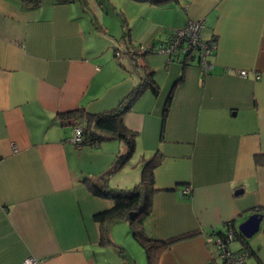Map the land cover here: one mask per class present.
<instances>
[{
	"label": "crops",
	"instance_id": "0c3cea01",
	"mask_svg": "<svg viewBox=\"0 0 264 264\" xmlns=\"http://www.w3.org/2000/svg\"><path fill=\"white\" fill-rule=\"evenodd\" d=\"M103 2L107 15L121 8L117 29L112 19L103 24ZM87 7L96 10L98 24ZM199 19L202 37L216 44L207 73L196 52L129 57L135 45L165 40ZM147 70L158 93L145 89L124 115L142 157L155 146L162 153L143 227L154 239L198 231L160 249L156 264L222 261L216 240L227 223L237 226L264 210V165L253 157L264 153V0H45L36 6L0 0V264H25L28 257L39 264H137L115 222L111 244H100L94 215L112 200L84 181L108 171L124 143L114 138L80 147L72 126L55 116L78 107L108 111ZM140 174L141 168L119 169L108 185L131 188ZM185 186L190 192L181 194ZM253 235L245 240L255 254L244 264H264V235ZM234 236L230 251L242 247Z\"/></svg>",
	"mask_w": 264,
	"mask_h": 264
},
{
	"label": "trees",
	"instance_id": "16d2710c",
	"mask_svg": "<svg viewBox=\"0 0 264 264\" xmlns=\"http://www.w3.org/2000/svg\"><path fill=\"white\" fill-rule=\"evenodd\" d=\"M21 1L27 5L36 6L45 0ZM162 41L164 40L152 41L149 45L151 46ZM138 46L140 45H135L134 49H129L127 51L130 58L137 59L140 55H147L151 53L149 52V47L145 50H140ZM175 53H178V51ZM173 54L165 55L170 57ZM190 55L191 53H188L185 54L184 57L188 58ZM184 60L182 63L186 65ZM197 63L199 66L198 58ZM181 79L182 75L178 78V81ZM147 88L153 94H157L159 91L158 85L153 78L152 70H147L143 79L136 86H134L126 97L122 99L114 108L104 112L90 113L84 108L78 107L76 109L57 114L55 119L63 125H71L72 129L75 125L81 126L82 131L80 139L74 142L80 147L96 146L103 140L107 139L117 138L122 140L125 149L123 152L116 155L112 167L108 171L102 173L98 178H84V181L93 194L107 197L112 200V204L109 208L99 211L94 215V219L99 223V242L101 245L111 244L112 241L109 233V226L114 221L124 220L129 224L130 232L133 237L144 249L146 264H156L160 249L167 247L174 241L184 239L198 233V231H187L165 239H154L145 233L143 222L150 213L152 196L158 190L155 186L154 169L162 158L161 151L157 149L151 156L144 159L141 166L140 178L131 188H111L108 185L110 176L118 171L134 152L137 132L130 129L124 123V115L128 110H130L134 101L137 100ZM171 98L172 93L170 92L163 105L162 122L167 116ZM253 157L254 162L257 165H264V153H255ZM130 212H135L132 218L129 217ZM226 230H232L235 234L237 233V236L234 237H238L242 244V247L239 250L230 251L231 253L245 251L249 255L255 254L254 250L249 247L245 238H243V236L236 230V226L232 222L227 223ZM219 237H223V234H219ZM121 249L122 248L120 247L119 252L123 253ZM121 255L125 257V254ZM128 263H130V260H128L127 264ZM206 264L227 263L225 260H211ZM256 264L262 263L257 260Z\"/></svg>",
	"mask_w": 264,
	"mask_h": 264
},
{
	"label": "built area",
	"instance_id": "2783aa9c",
	"mask_svg": "<svg viewBox=\"0 0 264 264\" xmlns=\"http://www.w3.org/2000/svg\"><path fill=\"white\" fill-rule=\"evenodd\" d=\"M204 25L203 20H188L184 26L175 29L173 34L166 40L162 42H157L154 45H140L138 48L140 50L149 49L152 54H173L176 51L185 54L197 53V58L199 60V68L203 73H207L208 70L212 68L211 56L214 53L216 44L212 39H204L202 37V27ZM115 55L119 56L120 51L115 50ZM238 73L240 75H247V71L239 69ZM81 126L75 125L72 129V140L76 142L80 139ZM15 149V147H14ZM190 192V187L185 186L180 190L181 194H188ZM233 237V231L227 230V233L223 237H219L216 240L218 246L219 255L227 264H243L247 257L245 251H240L238 253H231L230 250H226V245L228 241ZM25 264H39V262L33 258L28 257L24 260Z\"/></svg>",
	"mask_w": 264,
	"mask_h": 264
},
{
	"label": "rangeland",
	"instance_id": "374dc122",
	"mask_svg": "<svg viewBox=\"0 0 264 264\" xmlns=\"http://www.w3.org/2000/svg\"><path fill=\"white\" fill-rule=\"evenodd\" d=\"M116 1L119 2V0H116ZM105 4L107 5L106 2L105 3L103 2V8L101 9V12L105 9ZM87 10H88L89 17L94 20L95 24H98L97 22H100V18L98 17V14L96 13V10L92 9L91 7H87ZM120 10H121V8L118 6L116 14L113 13L115 16L107 15V13H105V11H103V13H102V18H103V21H104L103 24H105V20L112 19V21H115L117 23V25H114V26H116V29H117L118 23H120V21L122 22L121 16L119 14ZM109 13H111V12H109ZM100 16H101V14H100ZM101 26H103V25L101 24ZM101 29L99 30V32L103 33L101 31ZM116 29L111 27V30L114 33V35H118L120 33V31H115ZM136 147L137 146H135V149H134V152H133L132 156L120 168L121 170L129 169L131 171H138V169L141 168V166H142V164L144 162V158L142 157L143 151H140V149L139 148L137 149ZM157 148H159V147L155 146L154 149H150L151 151L146 155L145 158H148L154 152H156ZM113 174H115V173H113ZM118 221H123V220H118ZM114 222H115L114 226L119 229V233H118L119 240H121V242H125L127 251L132 254L133 258H135V259L138 258L137 261H136L137 264H143L144 261H145V251H144V249L142 247H140L141 245L137 242V240L133 237L132 233L130 232L129 224L126 223V222H121V223L117 222V221H114ZM261 235H264V234H262V232L258 231V232H256L253 235V237H260ZM232 245H237V242L236 241H231L230 242V248L231 249H233ZM121 246H123V245H121ZM117 248L119 250L120 246L117 247ZM121 251L123 252L122 254H124L126 249H125V251H123V249H121ZM145 264H146V261H145Z\"/></svg>",
	"mask_w": 264,
	"mask_h": 264
},
{
	"label": "water",
	"instance_id": "95a60500",
	"mask_svg": "<svg viewBox=\"0 0 264 264\" xmlns=\"http://www.w3.org/2000/svg\"><path fill=\"white\" fill-rule=\"evenodd\" d=\"M240 189H237L235 193L240 192ZM135 212H130L129 217L132 218ZM236 230L244 237L249 238L257 231L261 230L264 232V210L253 212L248 217L240 222L236 226ZM227 250V247L225 248Z\"/></svg>",
	"mask_w": 264,
	"mask_h": 264
},
{
	"label": "flooded vegetation",
	"instance_id": "af4514ba",
	"mask_svg": "<svg viewBox=\"0 0 264 264\" xmlns=\"http://www.w3.org/2000/svg\"><path fill=\"white\" fill-rule=\"evenodd\" d=\"M233 235H235V233Z\"/></svg>",
	"mask_w": 264,
	"mask_h": 264
}]
</instances>
